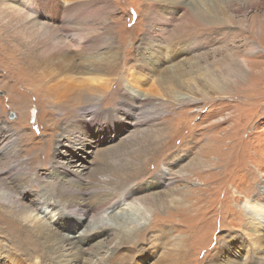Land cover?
Segmentation results:
<instances>
[{
    "label": "rangeland",
    "instance_id": "1",
    "mask_svg": "<svg viewBox=\"0 0 264 264\" xmlns=\"http://www.w3.org/2000/svg\"><path fill=\"white\" fill-rule=\"evenodd\" d=\"M28 2L29 8L25 7ZM0 3L2 17L14 12L25 15L23 18L30 15L39 22L60 26L61 35L65 34L63 23L68 19V26L78 27L84 22L98 32L108 31L110 40H102L106 49L98 50L115 56L113 61L120 59V73L106 78L107 87L99 104L81 101L75 107L66 106L70 108L66 110L65 105H55L59 101L49 102V88L57 84L52 76L49 78L42 71L35 73L36 87H46V91H36L27 82L31 77L20 66L12 65L13 54L0 51V149H7L0 158V195L5 196L0 200V220L5 217L3 212L16 218L10 214V201L20 199L31 209L28 220L19 219L25 230L37 231L36 226L53 228L47 239L31 232L28 242L16 243L11 240L13 231L0 221V264H60L50 247L63 236L83 240L77 242L83 249L80 260L71 264H160L167 252L168 238L172 240L170 252L174 256L169 255L164 264L177 263L181 238L189 241V264H216L229 250L243 264H264V229L257 232L243 208L249 203L260 211L264 209V0ZM199 10L214 17L219 15L218 23H195L192 14ZM87 34L93 41L92 32ZM76 43L78 40L71 44L70 55L81 65ZM149 46L159 51L151 57L150 67L140 74L141 63L137 60L143 48ZM256 48L259 50L252 55ZM96 49L92 48L94 53ZM233 58L236 66L247 59L249 69L244 77L231 64ZM195 62L198 66L192 72L194 65L189 63ZM84 67L81 65L80 71ZM179 67L186 76L182 94L190 95L191 100L172 101L167 93L172 87L167 84L170 74L166 69ZM134 75L140 80L137 84L132 81ZM85 77H77L75 82L81 83ZM191 78L202 81L201 89L207 84L204 97L196 93ZM128 85L139 95L152 98L146 105H139L132 99L135 92ZM131 100L136 105L133 103L132 110H127ZM66 111L71 112L68 119L64 118ZM156 138L160 144L158 153L148 155L140 167L133 168ZM198 162L202 169L193 171L200 168H195ZM81 165L88 167L84 176L71 174L77 180L73 190L85 192L79 194L77 201L90 206L91 199L101 196L106 207H113L104 216L117 215V223L127 229L136 227L132 217H146V229L136 240L124 242L119 234L87 237L94 222L91 215L68 214L61 207L60 185L71 170L76 171ZM125 167L133 169L128 177L120 174ZM207 184L211 185L209 190ZM155 195H164L169 201L185 199L189 205L199 198L209 199L210 203L203 201L196 207L197 212L179 217L182 212L174 203V209L158 214L155 222H162L153 224L158 212L143 203L150 204ZM207 207L208 211L202 214L201 210ZM123 215L126 218L121 220ZM180 219L192 229L186 233L176 231V221ZM158 234H165L160 245ZM120 243L121 249L112 254Z\"/></svg>",
    "mask_w": 264,
    "mask_h": 264
},
{
    "label": "bare ground",
    "instance_id": "2",
    "mask_svg": "<svg viewBox=\"0 0 264 264\" xmlns=\"http://www.w3.org/2000/svg\"><path fill=\"white\" fill-rule=\"evenodd\" d=\"M2 4H4V3H2ZM28 4H30V2H28L25 7L29 8ZM1 6H3V5H1ZM9 9H10V7H9ZM6 10H7V8H6ZM2 14L5 15V13H2ZM215 14H216V12H215ZM5 16H7L6 18H8V19H6ZM5 16L2 17V15H0V51H9L11 54H13L11 57L12 58L11 59L12 65L16 66V67L20 66V69L22 71L26 72V74H28L29 77H31V79H29L27 81L29 86H32L33 88L35 87L34 90H36V91H38V90H40L41 92L46 91V87H43L42 85H38L36 87V84H35L36 80L34 79L33 75L35 73H37L38 71L39 72L42 71V73L47 72L46 73V74H48L47 76L48 77L52 76L54 78L53 80L57 82V84L55 86H53V87L50 86L51 88H49L50 90H49L47 97L49 98V102L51 104H53L56 101H59L58 104H55V105H58V106H64L65 105V107L69 106L70 108L75 107L81 101L99 104V102L101 101V99L104 95V91H105L104 88L107 87L106 86V83H107L106 78L111 73H115V74L120 73V70H119L120 66H118V63L120 64V59H116L113 61V59H115V56H113V57L108 56L106 51L103 53V52H101L102 50L101 51L98 50V49H104V48L106 49V46L102 44V40L104 41V43H106L105 41L110 40L111 36H110V34H108L109 33L108 31H105L106 33H101V31L98 32L97 29H95V28L93 29L92 26H91V28H88L89 26L87 27L86 25H84V22H82V24H80V26H78V27L71 26L72 24L70 26H68L69 25L68 24L69 19H68V20H65L66 23H63V25L65 26V29H64L65 34L61 35L62 29H60L61 28L60 26H58V25L56 26L54 24H50L47 22H39L37 18L31 17L30 15H26L27 18H23L22 16L25 17V15L21 16V13L14 12V14H11V15L6 14ZM192 16L194 17V19L196 21L195 23H198V24L209 25V24H216V23H218L217 21H219L218 20L219 15L216 14V17H214V16L209 15V12H207V11L203 12V10L193 11ZM98 17H99V14H98ZM190 18L193 19L192 17H190ZM66 24H68V25H66ZM103 30H105V29H103ZM76 31L79 33H77ZM90 31L94 35L93 41L88 38L87 32H90ZM177 31H178V33H182V31H179V30H177ZM177 31H176V33H177ZM95 32H96V34H95ZM179 35L180 34H178V36ZM151 37H152V35L150 34L149 40ZM84 39H88L89 41L84 43V42H82ZM75 40H78V43H76L74 45V48H77V50H79L81 53L80 54L81 55L80 59L82 60L81 65L85 66L84 69H82V70H85V71H82V70L80 71L81 65L77 64L72 59V56L70 55V53H71L70 48L72 47L71 44L72 43L74 44ZM90 42H92V45L89 44ZM92 48H97L95 50V53L93 51L94 49L92 50ZM258 50H259V48H256L255 51L252 52V55H254ZM158 51L159 50L154 46H149L148 48H143L142 52L140 53V58L137 60L138 62L141 63V68H140L141 73L140 74L144 73L145 70L150 67L149 61H150L151 57L152 56L154 57ZM201 56L203 57V55H201ZM199 60H196V61H199ZM235 61H237V60L236 59L234 60V58H233L231 61V64L233 66L237 67L235 69L238 71V74H240L241 77H244L246 75V73L248 72V69H249V65L247 64V59H244L243 61L239 62L237 66H236L237 62H235ZM189 65L190 66L194 65L193 67L190 68V70L192 71V69L194 67L196 68L198 66V62H195L194 64L189 63ZM166 71L169 72V74H170V77L168 79V83L167 82L166 83L172 87V90L170 92H167V93H170L169 98L172 101H179V99L185 100V101L191 100L190 95H188V94L183 95L182 94V91L184 89H186V87H185L186 83H185V81H183L186 76H185V73H183L181 71L180 67H179V69H177V68H172V70L166 69ZM192 72H194V71H192ZM192 72L190 74L191 77H192ZM102 73H104V74H102ZM80 76H86L85 78H83L84 81L81 83L75 82L77 77H80ZM44 77H45V75H44ZM49 78H51V77H49ZM133 79L134 80H132V81H134L136 84L140 81L136 76L133 77ZM191 80H192V78H191ZM33 81L35 83H33ZM40 81H42V80H40ZM77 81H79V80H77ZM192 82H193L194 88L196 89L195 91H197L196 93L199 96L204 97L205 94H207V92H206V89H208L206 86L207 84L204 82V84H206V85H202L203 87L201 89L200 86L202 84V81H199L197 78H193ZM24 85L27 86V84H24ZM128 89L132 90V92H135V95L132 96V99L135 100L134 102H137L138 104L140 103L139 105H141V106L146 105L149 102V100L152 98V97L145 98L144 96L139 95V92L136 90H133L131 85H128ZM166 89L167 88H164L163 90L166 91ZM213 89L214 90L218 89V86L215 84ZM40 99L43 101H46L43 97H41ZM134 102L131 100V102H130L131 105L127 110H132V107L135 104ZM66 108H67L66 110L70 109L68 107H66ZM92 112H95V111H92ZM70 113L71 112L66 111V117H64V118L68 119ZM67 119H64V120H67ZM171 119H173V118L171 117ZM69 131L72 133L71 128L69 129ZM2 139L3 138L0 137V143H1ZM213 141H215V140H213ZM8 144H10V143H8ZM159 145H160L159 140L156 138L152 142L151 146H149L141 154L139 160L135 164H133L132 167L135 169L140 167L141 162L145 158L147 159L148 155L158 153L157 149H158ZM4 148L5 147L1 148L2 152L0 153V158H2L5 155V153L7 152L6 151L7 149L4 150ZM14 156H17V155H14ZM198 165H200V168L198 170H195L194 168L192 170L196 171V172L201 170L202 165L200 164V162H198V164L195 166V168ZM79 167H80V169H77L76 171L71 170L70 173L67 175L68 178L67 179L65 178L66 180L62 181V183L60 185V187H62V190L60 192L59 203L61 204V207L63 206L67 210L68 214L81 215V217L91 215V218H92V220L94 219V222H93V225L90 227V229L86 233L87 237L89 235V236H94V238H98V237L103 236V235H104V237L105 236L107 237V235L119 234L121 236L120 239L122 241L126 242V241H134V240H136V238L138 236H141L140 235L141 232H143L146 229L144 226L146 224L144 221V220H146V217L138 219V220L136 217L135 218L132 217L131 220L136 222V227L134 226L135 227L134 229H132V228L127 229L126 227L123 228L119 223H117V221L115 219V218H117V215H115L114 217H108L107 216V218L104 216V214L106 212H108L109 210H112L113 207L110 205L106 207L105 205L107 204V202L102 201L101 196L91 199L92 203L90 204V206H87L84 203L81 204L77 201L79 194L84 195L85 192H83L84 191L83 189L73 190V188L75 186L77 187V180L75 179V176H73L71 174L76 173L78 175L84 176L85 172H87V170H88L87 166L81 165ZM132 170L125 167L122 170H120V174H121V176L124 175V177H125L129 174L128 172H130ZM9 172H11V170H9ZM125 172H127V173H125ZM207 185H208L207 190H209L211 188V185L210 184H207ZM197 192H198V190H197ZM24 194H25V191H24ZM228 194H230L229 191H228ZM198 195H199V193L195 194L196 199H197ZM205 195H207V194H205ZM4 197L5 196L0 195V200H3ZM122 198H124V197H122ZM150 200H151L150 204H147L146 202H144L143 206L150 205V210H155L154 212H158L154 216L155 218H154L153 224L158 223V222H162V221L155 222L157 216H159L158 214L162 213L163 210L174 209L173 208L174 203L178 204V212H182V213L178 214L177 217H179L181 214H188L189 215V213L194 211V210H196V212H197V209H196L197 206L198 207H199V205L201 206L203 201L205 203L207 201L209 202V199L199 198V200H197V202L195 204L189 205L188 204L189 201H187L185 199L182 201H174V200L169 201L168 199H166L164 197V195H155ZM39 201H40V198H39ZM10 203L12 205L10 214L16 218L13 219L12 217L5 215L3 212L2 215H4L5 217H2L0 221L3 222L4 225H6V227H8L11 231L14 232V233L12 232V235H13L11 237L12 242H16V243L28 242L30 240V237H31V232H33L34 234H36L40 238H43V239L48 238L47 237L48 233H50L51 230H53L52 227H51L52 229H50L49 226H36L35 229L37 231L25 230L21 226V224L19 223V219L25 220V221L28 220V214L31 212V209L28 206H25L24 203L22 204V201H20V199H17V200L14 199V201H10ZM108 204H110V203H108ZM141 207H142V205H141ZM142 208H144V207H142ZM208 208L209 207H207L206 209H202L201 213L203 214L204 210L208 211ZM243 208L246 210L245 212L251 216L250 220L255 224L256 231L258 232L259 230H263L264 229V209H263V211H260L256 206L254 207L253 205H251L249 203H245ZM123 218H126V215H123V217H121V220ZM126 220L130 221V219H126ZM183 220H184V218H183ZM184 222L185 221L182 222L181 219L177 220L176 225H175V230L183 233L185 231L188 232L189 229H192L190 227V225H188L189 223H184ZM164 223H166V222L164 221ZM125 224H127V223H125ZM169 224H172V222L169 221ZM122 225H123V223H122ZM149 229L150 228H148L147 231ZM96 233H98V234H96ZM168 233H170V232H168ZM54 235H57V234L55 233ZM163 236H165V234H158L157 235V239L159 241V242H157L158 245L162 244V242L160 243V241H161ZM166 236H170V234H167ZM80 241H83V240H80V239L77 240L74 237L71 238L69 236H63L62 238L55 239L54 243L50 247V250L53 252L55 261L60 263V264H62V263L63 264H71L73 261L78 260L79 257L81 256L82 252H83L82 246L77 245V242H80ZM168 241L166 244H168L169 247L167 245V248H166L167 252L165 253V258L163 255V260L160 262V264H164L165 260L169 259V255H172V253L170 252V243L172 240L170 241V239L168 238ZM188 242L189 241L187 240V238H181L179 240V245L181 246V251H179V257H178L179 259L177 260L176 264H189L188 262H189V259H191L192 254L190 252V249H188L189 248ZM138 243H139V240H138ZM120 245H121V243L116 246V250H114L112 252V254L121 249ZM233 255H234V252L229 250L227 255L220 258L216 264H243V262H241V260L239 259V256L237 254H235L234 256ZM105 256H107V255H105ZM172 256H174V255H172ZM232 256H233L232 259H229L228 261H224V259L230 258ZM251 259L253 261H257L255 258H251ZM245 264H248V262Z\"/></svg>",
    "mask_w": 264,
    "mask_h": 264
}]
</instances>
